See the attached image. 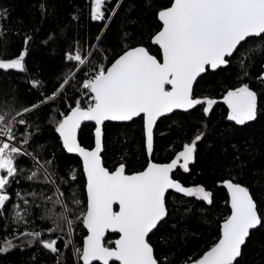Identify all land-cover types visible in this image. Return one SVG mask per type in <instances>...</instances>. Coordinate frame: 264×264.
Listing matches in <instances>:
<instances>
[{
    "label": "snow or ice",
    "instance_id": "1",
    "mask_svg": "<svg viewBox=\"0 0 264 264\" xmlns=\"http://www.w3.org/2000/svg\"><path fill=\"white\" fill-rule=\"evenodd\" d=\"M31 8L28 20L0 9V74L22 77L27 93L0 90V256L177 264L151 237L178 211L175 194L182 204L215 206L212 189L181 178L209 137L231 149L222 146L225 209L215 238L182 264H244L250 246L264 249V184L244 182L241 156L252 145L238 139L264 121V0H81L66 18L63 0H34ZM41 49L59 62L48 80L29 67ZM219 105L232 122L222 131L213 124ZM165 121L179 139L157 160ZM85 122H93L92 145L80 136ZM113 122H140L142 168L106 166ZM57 149L78 156L81 167L62 164ZM192 212L184 208L185 221Z\"/></svg>",
    "mask_w": 264,
    "mask_h": 264
},
{
    "label": "trees",
    "instance_id": "2",
    "mask_svg": "<svg viewBox=\"0 0 264 264\" xmlns=\"http://www.w3.org/2000/svg\"><path fill=\"white\" fill-rule=\"evenodd\" d=\"M32 3L34 0H0V9H11L14 19L28 20L35 11L31 8ZM74 3H81V0H63L62 18H66ZM92 31L94 33L96 29L93 28ZM15 51L16 45H13L10 52L14 54ZM29 67L42 70L43 78L48 80L58 72L59 62L50 59L49 53L41 49L32 53ZM19 79L22 77H17L16 74L9 77L0 74V90L11 93L13 87H18L19 95L24 98L27 95L25 85L17 83ZM9 80L12 81L11 84L8 83ZM205 91H211V85L207 86ZM223 107V105H219L215 109L213 124L217 131H222L225 126L232 123L223 118ZM194 119L195 117L190 118L189 124H192ZM129 124L130 126L124 127L112 123L108 127L105 163L110 169L118 167L120 163H125L126 171L138 170L146 162V156L140 151L141 124L140 122L135 124L130 122ZM159 129L168 135L161 137L157 132L155 159L166 160L171 155L170 141L178 140L179 137L175 125H172L171 121L160 124ZM92 132L91 125L82 127L80 136L86 145L93 144ZM48 135L50 134L45 133V136ZM238 139L241 145L244 144L245 139L252 145L251 150L244 152L241 159L245 163L244 182L256 189L260 184H264V121L248 128ZM209 141L211 146L209 147L207 144L200 146L197 163L191 166L190 173L181 174V178L186 186L202 183L212 189L216 195L215 206H207L204 202L196 201L195 198H184L188 202L182 204L180 195L175 194L177 197L175 203L179 206L178 211L173 215L169 225L151 237L152 243L158 248H163L170 257H174L177 264H182L184 258L203 251L215 238L217 218L225 209L223 201L226 198V192L219 187V179L221 168L225 163L222 146H229L215 137H209ZM229 152H231L230 147ZM56 155L62 164H71L75 168L81 167L80 161L74 156L63 153L59 149H57ZM258 198H261L259 193ZM187 207H191L193 212L190 218L185 221L184 208ZM172 224H176L177 229H173ZM109 238L115 239L116 236L109 235ZM26 260L27 257L21 256L19 253L0 256V264H26ZM45 260H48V257H45ZM48 264H51L50 260H48ZM244 264H264V249H261L257 244L250 246Z\"/></svg>",
    "mask_w": 264,
    "mask_h": 264
},
{
    "label": "water",
    "instance_id": "3",
    "mask_svg": "<svg viewBox=\"0 0 264 264\" xmlns=\"http://www.w3.org/2000/svg\"><path fill=\"white\" fill-rule=\"evenodd\" d=\"M113 123L116 124L115 122H113ZM92 124H93V122H85L84 125H82L81 127L86 126V125H91L92 126ZM93 143H94V137H93ZM68 155L74 156V157H76L80 161V158L78 156H76L75 154H68ZM80 163L82 165V162L81 161H80ZM225 192H226V190H225ZM177 195H180V194H177ZM109 235H115V234H109Z\"/></svg>",
    "mask_w": 264,
    "mask_h": 264
}]
</instances>
